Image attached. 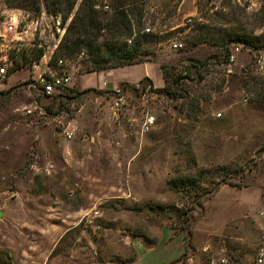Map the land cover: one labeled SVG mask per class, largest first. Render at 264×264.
I'll return each instance as SVG.
<instances>
[{"label": "rangeland", "instance_id": "374dc122", "mask_svg": "<svg viewBox=\"0 0 264 264\" xmlns=\"http://www.w3.org/2000/svg\"><path fill=\"white\" fill-rule=\"evenodd\" d=\"M49 2L39 0L36 10L30 0H0V18L8 9L47 12L49 38L44 49L29 34L14 44L11 57L21 62V70L0 84V92L10 91L0 100V264H135L139 254L140 260L148 258L163 241L166 248H184L172 264H221L223 259L257 264L264 254V152L258 156L264 146V105L248 101L241 76L264 77L255 67L259 53L232 44V50L241 49L238 63L236 58L231 66L209 65L200 74L203 80L198 75L185 82L187 98L171 99L151 84L155 91L132 90L116 108L103 83L95 86L97 75L85 73L88 56L82 52L67 59L71 65L65 69L52 67L73 76L68 88L95 92L76 100L38 96L30 87L37 50L51 61L58 47L54 53L47 48L59 46L81 4L71 1L76 7L64 23V13L48 11ZM107 5L108 0L99 10L107 12ZM147 9L145 26L157 36L145 47L155 59L148 63L164 55L184 69L192 59L220 53L207 42L193 45L200 33L206 41L220 30L222 37L264 34V0H152ZM108 71L96 73L108 81ZM147 114L156 123L143 132ZM68 131H75L73 139H67ZM201 169L209 170L202 186L206 192L223 176L232 185H221L185 217L193 197L171 190L168 182Z\"/></svg>", "mask_w": 264, "mask_h": 264}, {"label": "trees", "instance_id": "16d2710c", "mask_svg": "<svg viewBox=\"0 0 264 264\" xmlns=\"http://www.w3.org/2000/svg\"><path fill=\"white\" fill-rule=\"evenodd\" d=\"M30 1L33 3V9H40L39 0ZM49 1L50 7H48V11L53 15H62L64 13V16L62 15L63 22L67 23L75 10L76 2H71L72 0ZM104 1L106 0H81L79 9L67 26L66 33L50 61L51 66L57 68L60 59H72L80 56L82 52L88 56V60L82 63L86 67V74L130 67L155 60L153 57L149 59L148 57L151 54L145 50L146 45L148 43H155V38L157 37L151 33L150 28L145 26V21L149 15L147 8L152 0H108L107 12L99 10L100 5ZM241 27L243 32L246 27ZM147 29H150V32H146ZM201 31L202 28H200ZM222 32L221 30L219 32L213 31L212 35H208V37H211L209 41H206V34L200 33L197 36L198 40L193 43V45H198L199 43L207 42L212 47H218L220 53L212 54L204 61L192 59L191 63L185 66L184 69H179L176 65L162 63L160 68L164 77L165 87L156 90L157 93H161L171 99L187 98V91L184 89L185 82H193L198 75L199 80H203L204 78L200 74L211 64L228 66L232 44H241L250 53L264 51V45H261L264 43V34L261 36H252L245 33L234 36L227 33L225 37H222ZM103 33L106 34V37H104ZM102 37H104L103 40H100ZM42 56L43 51L37 50L34 61H39ZM19 66H16L15 70L21 69ZM184 72H186V75H184ZM241 78L242 87L248 97V101L250 103L264 105V77L242 75ZM141 82L145 86L152 84L147 78ZM224 83L225 81L216 90V93L223 90ZM129 85L127 83L121 84L123 87ZM133 90L137 91L135 89ZM64 91H67L66 94H64ZM64 91L55 97L76 100L86 93L91 91L95 92V89L80 93L70 88H65ZM151 91L153 92L155 90ZM108 92L110 93L109 90ZM7 93L0 92V100ZM70 94H76V96L70 97ZM263 152L264 146L258 151V156L261 157ZM208 171L201 169L196 176L173 178L168 182L171 190L183 194L189 193V196L193 197L191 199H193L192 203L194 205L187 210L188 212H185V217L195 210L194 206L202 208L205 201L221 185H232L225 178L227 176H223L222 178H216L211 181L213 189L211 192H206V190L202 189V186L205 174ZM156 209H163V207L157 206ZM179 218H183V215ZM188 222L189 219L185 218L184 225ZM185 229V226L182 227V230ZM134 261L131 260L129 263Z\"/></svg>", "mask_w": 264, "mask_h": 264}, {"label": "built area", "instance_id": "2783aa9c", "mask_svg": "<svg viewBox=\"0 0 264 264\" xmlns=\"http://www.w3.org/2000/svg\"><path fill=\"white\" fill-rule=\"evenodd\" d=\"M46 15L47 12L40 14L35 13L34 11L21 9H8L3 11V14L0 18V84L7 83L11 74L21 70H15V67L20 65L21 62H19L17 58H15V56L11 57L10 51L11 49H13L14 44H22V42L25 41L24 37L29 34L34 40H36V37H38V40L35 44L36 47H38L39 49L45 48L46 43L49 42V38L46 35V26L44 24ZM187 21L189 23L192 22V18L189 17ZM32 27L33 32H30V29ZM146 32H150V29H147ZM1 44L3 46L2 48ZM57 47V43H54V46L52 48H50L49 46L47 48V51L51 50L52 53H54ZM174 48L180 49L181 45L174 44ZM240 50V47H235L232 50L229 58L230 66L236 62V54L241 52ZM43 58L45 59L44 70L42 69V63H40V60H42V58L39 61H34L31 65L33 76L31 77L30 87H33L36 90V94L38 96L51 98L63 93L64 89L68 88L71 85L73 76L67 70L62 73H57L49 63L50 57L48 58V56L46 55L43 56ZM66 65H71V63L66 60L60 59L58 61L57 67L65 69ZM255 67L258 72L264 71V51L259 52V54L257 55L255 60ZM184 75H186V72H184ZM103 86L107 88V91L109 90L112 94V97L115 101L114 106L116 108H119L126 103L127 95L133 89L137 91L142 90L143 92H148L152 88L151 85L145 86V84H143L141 81L125 87L114 85L112 89H109L108 82L104 81ZM144 95L146 96V93H144ZM34 101L36 102V100ZM26 113L32 115L33 110L27 108ZM155 123L156 117L154 115L147 114L142 124V131H151ZM74 135L75 131H68L66 133V137L69 140L73 139ZM262 215H264V212H262ZM263 255L264 254L261 251L257 259V264H263ZM226 263V259L221 260V264ZM210 264H219V262L212 260Z\"/></svg>", "mask_w": 264, "mask_h": 264}, {"label": "crops", "instance_id": "0c3cea01", "mask_svg": "<svg viewBox=\"0 0 264 264\" xmlns=\"http://www.w3.org/2000/svg\"><path fill=\"white\" fill-rule=\"evenodd\" d=\"M194 13L195 12H193L192 14ZM238 59L239 58H237V63H238ZM162 63L173 65L172 62L168 61L166 58H164V55H162L160 58V62L143 63L130 67L109 70L108 75L107 76L105 75V77H107L108 79L107 81L108 86L110 84L117 85L122 83L134 84L136 82L143 81L144 79L147 78L152 82V85H154L155 88H164L165 81L160 68V65ZM91 74L97 75V84L95 86L97 87L101 86V84L105 81L103 75L99 76V73H91ZM243 93H245L244 89H243ZM178 252L179 255H181L182 253H184V248H181L177 244L174 246L172 245L170 248H166V242L163 241L162 243H160V246H158L156 249L154 250L151 249L147 252L148 258L145 259V255H144V258L140 260L141 255L139 254L140 258L138 260L145 261L146 264H171L170 262L174 260L173 256L177 255ZM139 261L135 264H141V262Z\"/></svg>", "mask_w": 264, "mask_h": 264}, {"label": "water", "instance_id": "95a60500", "mask_svg": "<svg viewBox=\"0 0 264 264\" xmlns=\"http://www.w3.org/2000/svg\"><path fill=\"white\" fill-rule=\"evenodd\" d=\"M113 87H114L113 84H110V85L108 86L109 89H112Z\"/></svg>", "mask_w": 264, "mask_h": 264}]
</instances>
